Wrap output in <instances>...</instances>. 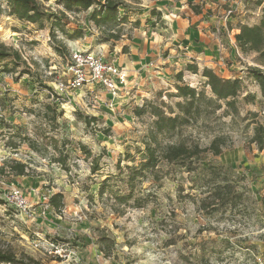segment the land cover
I'll use <instances>...</instances> for the list:
<instances>
[{
	"label": "rangeland",
	"instance_id": "rangeland-1",
	"mask_svg": "<svg viewBox=\"0 0 264 264\" xmlns=\"http://www.w3.org/2000/svg\"><path fill=\"white\" fill-rule=\"evenodd\" d=\"M39 1L48 10L59 8L55 0ZM249 1L253 8L255 0ZM88 17L89 11L68 13V27H82L84 33L76 40L58 33V39L69 48L68 53L58 54L47 27L40 29L19 21L8 15V8L0 2V44L18 49L30 68L28 74L20 75L18 71L25 67L21 64L7 73L0 63V197L4 201L10 186L19 185L32 212L26 217L0 203V251H10L34 264H264V148L260 150L251 142L256 123L264 126V101L257 83L247 77L248 67L264 69V57L243 52L235 44L233 57L220 59L219 66L228 70L229 77L242 78L238 114L223 115V107L216 118L182 126L172 136H159L163 145L183 140L201 147L221 137L223 152L217 156L209 152L200 159L211 158L227 167L242 200L227 208H203L202 203L211 202L212 197L199 186L201 175L161 160L157 165L161 178L146 171L144 177L136 179L133 197L119 203L113 195L129 191L123 182L125 166L143 159L153 120L148 113L136 116L133 109L145 100L159 103L161 99L174 105L177 98L168 94L175 92L176 73L180 71L175 70L180 66L155 74L152 83H129L114 96L98 84L60 89L59 84L72 75L68 69L72 48L99 52L108 62L127 51L110 54L111 42L99 41L101 30ZM122 27L124 36L118 45L133 32L129 25ZM222 34V47L233 51L229 35L226 31ZM202 80L192 71L184 72L182 78V82L199 88ZM205 91L210 94L208 87ZM246 93L254 94L255 100L244 101ZM49 102L57 104L60 114L56 122L45 114V103ZM82 116L97 120L86 125ZM107 129L104 134L102 130ZM14 133L33 138L46 154L34 152L26 141L11 149L7 143L19 139ZM52 138L58 146L68 140L62 147L69 153V171L52 160L58 154ZM79 143L86 145L92 156H86ZM97 155L99 169L91 173L89 167ZM14 159L25 163L34 185L22 186V175L9 170L6 162ZM107 176L108 189L99 194L100 183ZM57 192L62 194L60 208L48 202ZM135 197L141 201L137 203ZM100 232L113 241L106 250L97 242Z\"/></svg>",
	"mask_w": 264,
	"mask_h": 264
},
{
	"label": "trees",
	"instance_id": "trees-1",
	"mask_svg": "<svg viewBox=\"0 0 264 264\" xmlns=\"http://www.w3.org/2000/svg\"><path fill=\"white\" fill-rule=\"evenodd\" d=\"M8 8V15H12L19 21L36 24L38 28L47 27L49 30V38L52 40V47L58 54L68 53V45L64 40L58 39L57 34L60 33L66 39L76 40L83 35L82 27L75 26L70 29L68 27V13H77L79 11H89V20L101 30L99 41L101 43H112L119 40L120 25L127 19V13H121V7L124 6L121 0H55L59 7L56 11L48 10L39 0H0ZM264 0H255V6L260 5L259 19L254 24L240 23L238 32L235 33V44L237 48L243 52H257L259 57H264ZM195 13L200 12V7L196 4L188 2ZM124 49V47L122 48ZM0 63L3 71L12 73L21 64L25 67L18 71L20 75L28 74L29 66L21 57L20 51L13 47H7L0 44ZM187 70L193 73L200 72L203 77L202 87L190 85L182 82L184 75L183 70L176 73L175 92L168 94L169 97H176L174 105L164 100L158 102L145 100L142 106L136 105L133 113L141 117L148 113L153 120L148 127V140L145 141L143 159L138 164L125 166L127 170L124 183L128 185L129 191L126 193H114L113 197L119 203H125L129 198L133 197V191L137 186L136 179L145 176L146 171H150L156 179L161 178V169L158 168V163L163 160L166 164L181 165L189 172L199 173V186H204L206 191L211 194V202L202 203L203 208L212 207L211 210H217L220 207L234 206L243 198L242 194L236 190L235 182L231 179L228 168L224 165L217 164L209 158L200 159L201 155L211 153L213 156L220 155L223 152L222 138L214 137L208 146L201 147L197 143L188 144L181 141L167 142L161 144L159 136H172L182 126L197 124L199 121H205L215 116L216 112L224 107V114H238V99L239 93L243 88L241 77H221L217 75L211 68L205 67L199 71L195 64H187ZM247 77L257 83L260 95L264 101V69L258 66L247 68ZM41 86L45 87L41 82ZM208 87L210 94L206 93L205 88ZM161 95L159 94L160 98ZM244 101L252 102L255 100L254 94L246 93L243 95ZM45 114L51 121L56 122L59 112H57V104L54 102L45 103ZM254 116H257L254 114ZM216 118V116H215ZM86 125L94 123L96 117L82 116ZM109 130H102L107 134ZM254 135L251 142H255L256 147L262 150L264 148V126L262 123H256L253 127ZM19 138L18 140H10L7 143L11 149H16L22 142H27L31 150L36 153L45 155V150L41 149L39 144L33 138L19 133H14ZM69 143L68 140H63L60 146L58 141L52 138V147L58 153L52 157L61 169L69 171L67 161L69 153L64 150V145ZM63 146V147H62ZM80 149L86 156H92L86 145L79 143ZM130 159L132 156L128 154ZM127 157V158H128ZM99 156L93 157L90 170L95 173L98 168ZM200 159V160H199ZM9 170L17 175H29L26 172L25 163L19 160H10ZM119 166V165H118ZM121 168V167H120ZM2 170V168H0ZM110 176H107L100 183L98 193L102 194L107 191V181ZM113 194V193H112ZM62 194L57 192L50 195L48 202L56 208L61 207ZM137 203L141 201L139 198H134ZM0 203L3 199L0 197ZM98 236V243L101 249H108L113 241L103 232ZM0 264H34L31 261H25L16 258L15 254L10 251H0Z\"/></svg>",
	"mask_w": 264,
	"mask_h": 264
},
{
	"label": "crops",
	"instance_id": "crops-1",
	"mask_svg": "<svg viewBox=\"0 0 264 264\" xmlns=\"http://www.w3.org/2000/svg\"><path fill=\"white\" fill-rule=\"evenodd\" d=\"M121 1L124 6L120 12L126 11L127 19L120 25L119 40L124 36L121 33L122 26L129 25L133 32L120 45L117 44L119 40L113 41L115 44L111 43L109 52L117 54L123 47L122 50L127 48L125 53L117 55L113 60L115 64L128 70L127 85L152 83L155 74L165 73L166 69L170 70L175 65L180 66L175 72H190L186 68L187 64H195L199 71L209 67L217 75L229 77L228 70L219 66L220 59L223 61L224 57H233L237 51L234 35L238 32V25L254 24L260 14V5L252 8L249 0H246V4L243 0ZM189 1L198 5L200 12L195 13ZM229 8L232 11L227 16ZM223 31L230 37L229 45L233 50L231 52L229 48L222 47ZM159 63L161 66L158 67ZM155 67L158 70H154ZM194 74L203 79L200 72ZM22 178V186L35 184L27 175H22Z\"/></svg>",
	"mask_w": 264,
	"mask_h": 264
},
{
	"label": "built area",
	"instance_id": "built-area-1",
	"mask_svg": "<svg viewBox=\"0 0 264 264\" xmlns=\"http://www.w3.org/2000/svg\"><path fill=\"white\" fill-rule=\"evenodd\" d=\"M231 11L229 8L226 15H230ZM69 55L71 62L68 69L72 75L66 82L59 84L60 89L68 91V89L73 90L81 86L98 84L114 96L126 87L129 76L128 70L111 61H106L103 54L72 48ZM3 202L17 209L19 213L24 214L26 217L32 214L26 199V193L19 185L10 186Z\"/></svg>",
	"mask_w": 264,
	"mask_h": 264
}]
</instances>
